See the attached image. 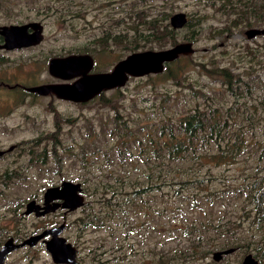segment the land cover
<instances>
[{"label":"rangeland","instance_id":"obj_1","mask_svg":"<svg viewBox=\"0 0 264 264\" xmlns=\"http://www.w3.org/2000/svg\"><path fill=\"white\" fill-rule=\"evenodd\" d=\"M179 12L187 21L174 28ZM29 22L39 43L0 51V247L63 226L75 264H264V35L245 33L264 28V0H0V26ZM174 43L191 52L87 101L28 91L64 81L53 58L90 55L102 73ZM238 129L233 163L203 165ZM64 180L80 184L81 205L25 213ZM3 264L56 263L38 240Z\"/></svg>","mask_w":264,"mask_h":264},{"label":"water","instance_id":"obj_2","mask_svg":"<svg viewBox=\"0 0 264 264\" xmlns=\"http://www.w3.org/2000/svg\"><path fill=\"white\" fill-rule=\"evenodd\" d=\"M186 16L179 12L171 16L170 22L174 28L181 27L186 23ZM31 28L32 32L28 33ZM42 26L38 22H29L25 24H10L0 26V33L5 36V47H22L39 43L42 39ZM247 38L251 39L257 35H264V28H251L246 30ZM29 40H25L26 38ZM191 52L189 43H177L170 48L160 50H143L128 54L125 58L116 63L114 68L109 72H93L88 73L92 66V57L90 55L74 54L50 60L49 73L52 76L59 77L62 80H70L78 77L72 83L60 82L49 83L28 88V91L37 92L39 94H47L52 92L57 98L70 100L74 102L87 101L101 91L105 87L121 86L128 76H140L147 74H157L161 72L167 61H173L182 54ZM3 151H0V154ZM81 187L79 183L71 181H62L60 185L48 187L44 192L43 206L35 201H31L26 205L25 213L34 211L35 214L42 215L48 210L45 207L53 200H59L61 203L54 204L53 208L63 207L72 209L82 204L83 197L81 195ZM44 208L43 211L39 209ZM52 208V207H51ZM63 226H52L39 233L33 234L23 240L21 244L14 243L11 238L7 240L0 248V264L4 263L6 255L15 248L30 244H35L38 240L43 241L46 249L51 253L53 261L56 264L71 263L75 264L76 249L58 234ZM51 236V237H50ZM49 237V238H47ZM233 251L228 249L222 252H216L215 258L221 254ZM242 264H256L251 255H246Z\"/></svg>","mask_w":264,"mask_h":264},{"label":"trees","instance_id":"obj_3","mask_svg":"<svg viewBox=\"0 0 264 264\" xmlns=\"http://www.w3.org/2000/svg\"><path fill=\"white\" fill-rule=\"evenodd\" d=\"M183 71H184V68H180V69H178L176 71H173L170 74H163L162 73V74L156 75V77H159V78H162V79H165V78L174 79V78H178L180 75H182ZM219 71L222 74H224L226 72L225 69H223V68H220ZM184 107L187 108L186 105ZM184 109L185 108H181V109H178V110H184ZM188 112H184V113H188ZM193 118H192L191 115L180 114L179 116L176 117V121H177L178 125H180V126L187 125V124L191 125L192 122H193ZM167 121L168 120L166 119V120L162 121L161 123L163 124V123H165ZM164 130H165V127H164ZM243 133L244 132L241 129L236 130L235 140H234V142L232 144L229 145V148H230L229 152L223 153V154L222 153H218V154H211V155H208V156H203L202 157V164L210 166V167H219V166L224 165V164L233 163V161H234L235 157L237 156V154L239 153V151L242 150L241 142H242ZM169 139L172 140L173 138L169 137ZM178 139H180L182 142H186L187 141V139L185 138V135H183L181 137H178ZM169 143H167V144H169ZM237 149H238V151L235 152V150H237ZM183 186H185V184H183ZM178 189H183V188H178ZM252 221H253L254 224H260L261 221H262V218H261V216L256 214L253 217Z\"/></svg>","mask_w":264,"mask_h":264},{"label":"flooded vegetation","instance_id":"obj_4","mask_svg":"<svg viewBox=\"0 0 264 264\" xmlns=\"http://www.w3.org/2000/svg\"><path fill=\"white\" fill-rule=\"evenodd\" d=\"M10 25V24H9ZM32 32V29L31 28H29L28 29V33H31ZM25 40H29V38L27 37ZM5 45V36L3 35V34H1L0 33V51L1 50H7V51H9V52H11L12 50H14V49H16V47L14 46V47H12V48H8V47H5L4 46ZM92 57V60H93V62H92V66H91V68H90V70H89V72L88 73H93V72H95V71H93V69H94V66H96L97 64L95 63V61H94V59H93V56H91ZM175 61V60H174ZM168 62H173L172 60L171 61H167L166 63H168ZM50 64V63H49ZM109 71H111V70H109ZM109 71H105V72H109ZM78 79V77H75V78H72V79H70V80H64L63 82H67V83H72V82H74L75 80H77ZM49 83H56V82H49ZM49 83H45V84H49ZM118 87V85H116V86H113V87H111L112 89H114V88H117ZM110 87H105V88H103V89H101V91L98 93V95L102 92V91H104V90H107V89H111ZM49 94H51V95H54L55 97H56V95L54 94V93H52V92H49V93H47V94H44L45 96H50ZM97 96V95H96ZM65 101H70V100H65ZM60 185V184H59ZM44 200V199H43ZM56 203H61V201H59V200H53L52 202H50V203H48L47 205H45V207L44 208H46L48 211L45 213V214H47V213H50V212H52L51 210H55L56 208H53V206H54V204H56ZM40 206H43V202L41 203V204H39ZM52 207V208H51ZM44 208H41V209H39V211H43L44 210ZM33 212V211H32ZM44 214V215H45ZM13 239L14 240V238L13 237H9V238H7V240H9V239ZM6 240V241H7ZM5 241V242H6ZM4 242V243H5ZM15 242V241H14ZM4 243L1 245V247L4 245ZM0 247V248H1ZM76 253H77V251H76ZM9 254V253H8ZM7 254V255H8ZM6 255V256H7ZM6 258V257H5Z\"/></svg>","mask_w":264,"mask_h":264}]
</instances>
